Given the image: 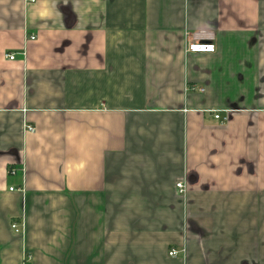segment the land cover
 <instances>
[{
	"label": "crops",
	"instance_id": "crops-1",
	"mask_svg": "<svg viewBox=\"0 0 264 264\" xmlns=\"http://www.w3.org/2000/svg\"><path fill=\"white\" fill-rule=\"evenodd\" d=\"M0 264H264V0H0Z\"/></svg>",
	"mask_w": 264,
	"mask_h": 264
},
{
	"label": "built area",
	"instance_id": "built-area-1",
	"mask_svg": "<svg viewBox=\"0 0 264 264\" xmlns=\"http://www.w3.org/2000/svg\"><path fill=\"white\" fill-rule=\"evenodd\" d=\"M36 0H28V3H35ZM30 41H35L36 37L31 36L29 38ZM186 52L187 53H194V54H212L216 52V45H215V36L213 33H209L206 31H200L197 33H187L186 34ZM15 54H7L6 59L10 61L15 60ZM215 119L221 121L222 123H226L229 120V116H222V113H216ZM28 131L34 132L35 129L32 126H27ZM11 174H15L14 170L10 171ZM179 189H181L182 192H184L185 187L183 183H180L177 185ZM11 191H14V188L11 189ZM13 229H15L17 232H19L18 225L14 224ZM171 256H176V251L170 252Z\"/></svg>",
	"mask_w": 264,
	"mask_h": 264
}]
</instances>
